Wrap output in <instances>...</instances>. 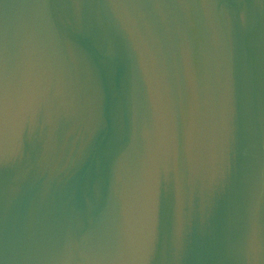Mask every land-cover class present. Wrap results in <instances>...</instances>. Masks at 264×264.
<instances>
[{
	"label": "water",
	"instance_id": "95a60500",
	"mask_svg": "<svg viewBox=\"0 0 264 264\" xmlns=\"http://www.w3.org/2000/svg\"><path fill=\"white\" fill-rule=\"evenodd\" d=\"M0 264H264V0H0Z\"/></svg>",
	"mask_w": 264,
	"mask_h": 264
}]
</instances>
